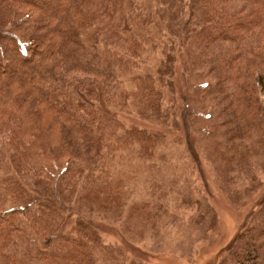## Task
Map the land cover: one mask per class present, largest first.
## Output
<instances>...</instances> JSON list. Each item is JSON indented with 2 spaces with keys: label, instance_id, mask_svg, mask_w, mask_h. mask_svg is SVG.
<instances>
[{
  "label": "trees",
  "instance_id": "obj_1",
  "mask_svg": "<svg viewBox=\"0 0 264 264\" xmlns=\"http://www.w3.org/2000/svg\"><path fill=\"white\" fill-rule=\"evenodd\" d=\"M169 1L167 27L179 31V18L188 26L199 16L196 58L213 78L203 86L209 117L232 139L227 170L255 178L254 167L264 171V0H192L188 14L183 0ZM102 3L0 0V264H96L99 225L89 204L99 192L120 202L117 182L102 183L112 154L131 147L144 158L157 145L158 135L103 111L109 101L162 121L154 78L134 76L126 93L101 53L87 17ZM141 49L135 38L122 64L137 67ZM257 208L218 264H264V198Z\"/></svg>",
  "mask_w": 264,
  "mask_h": 264
},
{
  "label": "rangeland",
  "instance_id": "obj_2",
  "mask_svg": "<svg viewBox=\"0 0 264 264\" xmlns=\"http://www.w3.org/2000/svg\"><path fill=\"white\" fill-rule=\"evenodd\" d=\"M109 1L103 0L87 17L98 32L101 53L126 93L136 88L134 76L154 78L162 92V121L119 111L109 101L110 106L103 107L127 128L158 135V142L144 158L131 147L112 154L102 183L117 182L120 202L110 204L107 193L99 192L100 199L89 204L99 225L96 264H218L264 198V171L254 167L256 177L247 179L235 168L227 170L222 159L232 139L209 117L211 98L203 88L213 78L196 58L199 16L188 26L187 19L179 18L178 31L177 25L169 28L162 19V12L175 11L168 10L166 0ZM183 3L188 14L192 0ZM135 38L141 41V58L137 67L129 68L121 56L127 49L131 52ZM168 64L172 73L160 74ZM221 178L234 193L224 190ZM249 181H257L259 189Z\"/></svg>",
  "mask_w": 264,
  "mask_h": 264
}]
</instances>
